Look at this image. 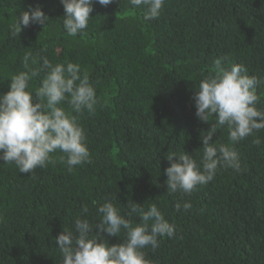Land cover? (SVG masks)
Segmentation results:
<instances>
[{
    "label": "trees",
    "instance_id": "16d2710c",
    "mask_svg": "<svg viewBox=\"0 0 264 264\" xmlns=\"http://www.w3.org/2000/svg\"><path fill=\"white\" fill-rule=\"evenodd\" d=\"M37 6L45 24L21 26L13 36L20 11ZM63 14L60 0H0V94L31 52L53 64H80L100 100L94 113L80 116L90 163L71 172L48 163L30 174L0 161V264H62L55 237L73 226L83 205L89 212L82 218L98 221V204L111 197L122 214L130 200L155 203L175 225L172 238L144 249L152 264H264V130L234 145L239 172L221 167L190 195L169 194L164 173L168 151L202 156L201 134L215 118L198 119L193 97L215 58L264 78V0H165L151 21L129 0L94 2L88 27L75 37L64 30ZM257 94L264 110V84ZM212 139L229 144L227 127ZM177 201L191 208L177 211ZM103 235L109 244L123 239Z\"/></svg>",
    "mask_w": 264,
    "mask_h": 264
},
{
    "label": "clouds",
    "instance_id": "9594fccd",
    "mask_svg": "<svg viewBox=\"0 0 264 264\" xmlns=\"http://www.w3.org/2000/svg\"><path fill=\"white\" fill-rule=\"evenodd\" d=\"M94 2L106 7L113 0H60L64 10L62 25L68 36L82 34L88 27ZM129 4L142 11L145 21H151L159 18L165 0H129ZM47 18L39 6L22 10L11 27L12 35L17 36L21 26L44 25ZM22 62L24 70L10 74L8 90L0 94V161L30 174L48 163H62L69 172L74 166L90 163L80 116L85 111L94 113L100 100L87 70L71 61L53 64L46 56L31 52L23 55ZM213 64L214 70L199 81L193 99L197 118L209 123L214 117V122L201 134L199 161L184 150L166 153L169 166L164 173L169 194L190 195L198 185L212 181L221 167L239 172L241 162L234 145L264 130V110L257 107L261 101L257 92L264 78L249 74L242 63L224 66L221 58H215ZM37 76H41L40 85L32 89L29 81ZM220 126L227 127L229 144L212 139ZM253 143L259 146L262 140L257 136ZM56 152L62 155L54 157ZM116 200L117 197L105 198L98 204V221L82 218L89 212L83 205L73 226L63 227L55 237L62 264H152L144 249L155 250L160 239L172 238L175 225L155 203L145 208L130 200L122 214ZM175 208L188 210L191 204L177 201ZM135 216L139 222H134ZM105 233L108 237L123 235V239L109 244Z\"/></svg>",
    "mask_w": 264,
    "mask_h": 264
}]
</instances>
